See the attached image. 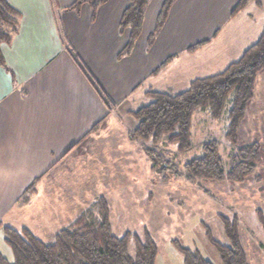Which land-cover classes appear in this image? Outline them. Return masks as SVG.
I'll return each mask as SVG.
<instances>
[{
    "label": "crops",
    "instance_id": "obj_1",
    "mask_svg": "<svg viewBox=\"0 0 264 264\" xmlns=\"http://www.w3.org/2000/svg\"><path fill=\"white\" fill-rule=\"evenodd\" d=\"M6 1L20 17L10 40L0 44L3 222L26 187L47 177L95 123L115 118L121 106L130 116V101L148 100L161 80L162 92L172 93L220 73L264 29L260 3L231 15L239 0H176L148 43L164 1L150 0L140 34L125 52L129 29L120 30L119 23L128 0H106L93 13L87 3L68 9L75 0ZM69 48L113 101L110 113ZM257 84L264 82L255 90Z\"/></svg>",
    "mask_w": 264,
    "mask_h": 264
},
{
    "label": "rangeland",
    "instance_id": "obj_2",
    "mask_svg": "<svg viewBox=\"0 0 264 264\" xmlns=\"http://www.w3.org/2000/svg\"><path fill=\"white\" fill-rule=\"evenodd\" d=\"M259 3L264 8V0ZM261 77L264 78L262 73L256 83L264 82ZM159 83L161 88L155 89L162 91V80ZM187 88L170 91L178 93ZM255 92L258 97L254 94L237 133L245 143H264V85L257 84ZM148 101L149 98L142 102L134 100L133 104L130 101L127 107L135 110ZM228 107L229 104L218 118L207 110L197 109L193 113L189 150L181 151L176 144L163 142L151 147L182 166L202 154L204 142L216 140L223 167L229 168L235 148L225 137ZM115 116L90 135L91 140L80 154L72 150L47 177L37 182L27 201L19 199L10 216L1 222L17 230L26 228L44 242H51L60 229L98 196H103L110 205L113 234L121 236L129 231L143 237L146 232L157 247L155 264H185L178 246L198 252L213 264H221L211 241L226 242L219 219L223 215L230 220L237 218L250 264H264V230L259 220L260 213L264 216V173L241 184H219L188 181L169 171H153L141 141L128 138L136 121L122 111V106ZM4 236L0 227V252L12 259L13 250Z\"/></svg>",
    "mask_w": 264,
    "mask_h": 264
},
{
    "label": "trees",
    "instance_id": "obj_3",
    "mask_svg": "<svg viewBox=\"0 0 264 264\" xmlns=\"http://www.w3.org/2000/svg\"><path fill=\"white\" fill-rule=\"evenodd\" d=\"M149 1L128 0V6L119 23L120 30L129 29L125 52L131 50L140 34ZM175 1H163L155 28L148 37V43H151L154 35L163 26ZM104 2L106 0H75L68 9H78L87 3L93 13ZM249 2L259 4L258 0H239L231 15L243 9ZM19 17V12L6 0H0V44L10 40L9 29L17 26ZM204 43L197 44L192 49ZM69 52L93 84L110 113L115 107L111 98L80 62L75 52L70 48ZM0 63L3 64L1 53ZM263 72L264 29L241 57L220 73L194 79L186 90L178 93L149 91L150 101L129 112L136 125L128 132V138L141 141L142 149L149 158L153 171L161 173L169 171L188 181L202 180L219 184H241L257 173L258 177H262L264 143L258 140L245 143L239 139L237 133L254 99L257 76ZM227 104L229 122L225 137L235 148L229 168L223 167L216 140L204 142L201 145L202 154L187 160L182 166L167 160L151 147L163 142L176 144L181 151L189 150L192 147L193 113L197 109H202L209 111L213 118H218ZM107 116L95 123L89 132L71 147V151L75 150L76 154H80L82 149L86 148V143L91 140L90 135L105 125ZM37 181L24 190L20 200L27 201L29 193L35 192ZM109 214L108 201L103 196H98L86 210L81 211L71 223L60 229L51 242H44L26 228L17 230L0 221V227L5 234L4 239L13 250L12 259L0 252V264H155L157 247L154 240L146 232L143 237L129 231L121 236L113 234ZM219 219L226 242H211L217 249L221 264H250L238 231L237 218L230 220L220 215ZM259 220L264 230V216L261 213ZM178 249L184 257L185 264H213L189 248L178 246Z\"/></svg>",
    "mask_w": 264,
    "mask_h": 264
}]
</instances>
